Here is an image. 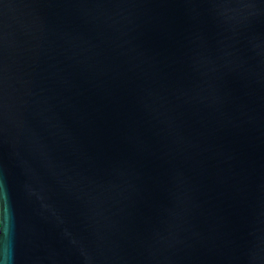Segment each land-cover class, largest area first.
Instances as JSON below:
<instances>
[{"label": "water", "instance_id": "obj_1", "mask_svg": "<svg viewBox=\"0 0 264 264\" xmlns=\"http://www.w3.org/2000/svg\"><path fill=\"white\" fill-rule=\"evenodd\" d=\"M0 264H264V0H0Z\"/></svg>", "mask_w": 264, "mask_h": 264}]
</instances>
